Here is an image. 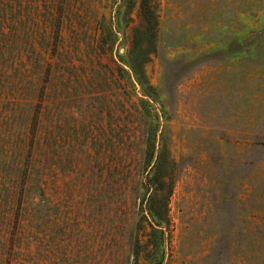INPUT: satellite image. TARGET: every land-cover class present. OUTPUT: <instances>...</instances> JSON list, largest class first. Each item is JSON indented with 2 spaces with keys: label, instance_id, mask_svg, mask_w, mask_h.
I'll return each mask as SVG.
<instances>
[{
  "label": "rangeland",
  "instance_id": "374dc122",
  "mask_svg": "<svg viewBox=\"0 0 264 264\" xmlns=\"http://www.w3.org/2000/svg\"><path fill=\"white\" fill-rule=\"evenodd\" d=\"M57 26L44 60L80 81L44 76V108L26 115L45 139L44 196L0 186V264H153L152 224L161 264H264V0H44V44ZM140 43L177 164L161 225L126 161L145 150L131 142L149 98L125 72Z\"/></svg>",
  "mask_w": 264,
  "mask_h": 264
},
{
  "label": "trees",
  "instance_id": "16d2710c",
  "mask_svg": "<svg viewBox=\"0 0 264 264\" xmlns=\"http://www.w3.org/2000/svg\"><path fill=\"white\" fill-rule=\"evenodd\" d=\"M144 17L149 19L147 13H144ZM102 18L105 20L104 14ZM102 33L107 36L112 31L110 33L102 30ZM144 33L147 35L149 30ZM73 40L75 41L74 38ZM60 41L63 42V35L61 27L57 26L45 36L44 44V0H0V186L15 193L18 190L22 193L37 190L36 193L44 196V189L38 184L41 181L38 176L40 170L35 166L39 164L38 158L44 153L45 139L39 132L38 115L33 118L32 115L26 116L29 109L31 111L38 105L40 110L44 108V76L46 82L54 78L69 82L80 81L76 71L72 74V70L78 68L72 61L68 63L44 60V45L46 50L52 46L54 55ZM135 49L128 62L130 69L125 72L129 78H134L149 99H142L135 107L131 105L135 108L137 117L135 132L139 131L143 137L141 141L135 140L131 143L139 148L144 144L145 150H139L140 154L127 155L129 179L134 178L129 182L133 183L137 175L139 177L147 173L145 182L141 181V184L150 193L147 198L149 213L155 223L161 225L168 215L167 208L173 190L172 175L177 164L171 156L159 114L153 106L159 94L158 90L148 82L144 70V64L149 54L155 51V47L143 48L140 43ZM142 55L145 56L142 58ZM67 69L71 71L68 72ZM120 71L124 72L121 69ZM28 120L34 121L33 128L26 122ZM96 143L94 150L97 149ZM89 158L97 159L94 156ZM106 158L107 156H98L111 174L120 167V159L110 156L107 162ZM31 180L34 185L29 186ZM41 201H44V197ZM151 226L153 244L156 246L153 251V264H161L158 257L164 239L163 229H157L154 224ZM158 233H162L161 236Z\"/></svg>",
  "mask_w": 264,
  "mask_h": 264
}]
</instances>
